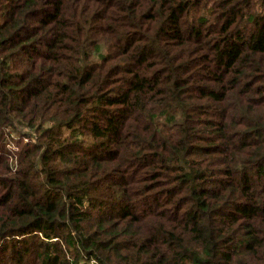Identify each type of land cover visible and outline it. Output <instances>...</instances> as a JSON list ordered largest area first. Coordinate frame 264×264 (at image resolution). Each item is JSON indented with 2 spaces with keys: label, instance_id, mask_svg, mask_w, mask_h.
Wrapping results in <instances>:
<instances>
[{
  "label": "trees",
  "instance_id": "16d2710c",
  "mask_svg": "<svg viewBox=\"0 0 264 264\" xmlns=\"http://www.w3.org/2000/svg\"><path fill=\"white\" fill-rule=\"evenodd\" d=\"M0 264H264V0H0Z\"/></svg>",
  "mask_w": 264,
  "mask_h": 264
}]
</instances>
